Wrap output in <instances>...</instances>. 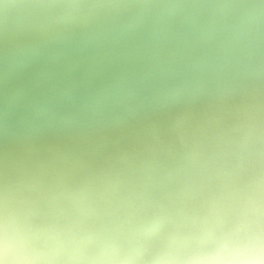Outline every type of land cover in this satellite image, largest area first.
<instances>
[{"label":"clouds","instance_id":"clouds-1","mask_svg":"<svg viewBox=\"0 0 264 264\" xmlns=\"http://www.w3.org/2000/svg\"><path fill=\"white\" fill-rule=\"evenodd\" d=\"M0 264H264V0H0Z\"/></svg>","mask_w":264,"mask_h":264}]
</instances>
